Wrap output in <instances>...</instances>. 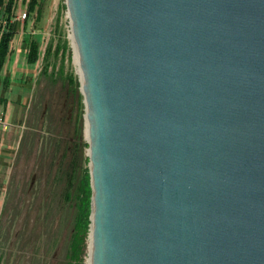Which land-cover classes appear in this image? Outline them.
I'll list each match as a JSON object with an SVG mask.
<instances>
[{
  "label": "water",
  "instance_id": "1",
  "mask_svg": "<svg viewBox=\"0 0 264 264\" xmlns=\"http://www.w3.org/2000/svg\"><path fill=\"white\" fill-rule=\"evenodd\" d=\"M65 4L88 264H264V0Z\"/></svg>",
  "mask_w": 264,
  "mask_h": 264
},
{
  "label": "rangeland",
  "instance_id": "2",
  "mask_svg": "<svg viewBox=\"0 0 264 264\" xmlns=\"http://www.w3.org/2000/svg\"><path fill=\"white\" fill-rule=\"evenodd\" d=\"M25 7L17 0L14 18ZM39 23L43 55L31 71L34 81L25 103L14 102L19 139L0 210V264H88L89 239L86 254L80 236L78 252L69 255L75 194L89 176V144L65 0H45ZM18 43L20 36L12 42L14 51Z\"/></svg>",
  "mask_w": 264,
  "mask_h": 264
},
{
  "label": "crops",
  "instance_id": "3",
  "mask_svg": "<svg viewBox=\"0 0 264 264\" xmlns=\"http://www.w3.org/2000/svg\"><path fill=\"white\" fill-rule=\"evenodd\" d=\"M27 1L22 0L26 4L25 12L17 19L13 17L11 20L13 33L9 42V52L0 67V110H2L0 116L5 122L0 128V210L19 139V127L13 122L14 102L16 105L25 103L24 100L32 88L31 81H34V74L31 71L38 67V62L43 55V52L41 53V32L37 31L39 29L37 24L40 21L35 22V12L28 13ZM41 18H43V14ZM18 36H20V43L15 48L17 50L14 51L12 42ZM31 42H37L34 62L28 61V46ZM20 58H23L24 61L22 62Z\"/></svg>",
  "mask_w": 264,
  "mask_h": 264
},
{
  "label": "trees",
  "instance_id": "4",
  "mask_svg": "<svg viewBox=\"0 0 264 264\" xmlns=\"http://www.w3.org/2000/svg\"><path fill=\"white\" fill-rule=\"evenodd\" d=\"M17 0H0V67L3 64L9 52V42L13 33L11 20L14 17L15 5ZM45 0H28L27 11L28 13L35 12V22L41 20L43 14V3ZM37 42H31L28 46V61L34 62L36 59ZM47 52V50H46ZM44 60L48 57L45 53ZM47 60L44 63L42 75L46 77L48 67ZM52 79V76H49ZM74 209V225L73 232L70 238V256L73 258L78 252V238L81 236L83 239L82 255L86 254V245L89 233V215H90V201H91V188L89 176L86 174L82 184L79 185V191L75 194ZM67 196V193H66ZM69 197V196H68ZM66 255H68L66 253ZM70 257V258H71ZM82 260V259H81ZM71 264V263H70ZM84 264L83 260L82 263Z\"/></svg>",
  "mask_w": 264,
  "mask_h": 264
},
{
  "label": "bare ground",
  "instance_id": "5",
  "mask_svg": "<svg viewBox=\"0 0 264 264\" xmlns=\"http://www.w3.org/2000/svg\"><path fill=\"white\" fill-rule=\"evenodd\" d=\"M71 40H72V34H71ZM73 49H74V57H75L76 64H77V71H78V74H79V66H78V63H77L75 47L74 46H73ZM85 134H86V139H87L88 138V124L86 122V117H85Z\"/></svg>",
  "mask_w": 264,
  "mask_h": 264
},
{
  "label": "flooded vegetation",
  "instance_id": "6",
  "mask_svg": "<svg viewBox=\"0 0 264 264\" xmlns=\"http://www.w3.org/2000/svg\"><path fill=\"white\" fill-rule=\"evenodd\" d=\"M26 171H27V166L24 167L23 174H25ZM33 174H34V176H35V172H34Z\"/></svg>",
  "mask_w": 264,
  "mask_h": 264
},
{
  "label": "built area",
  "instance_id": "7",
  "mask_svg": "<svg viewBox=\"0 0 264 264\" xmlns=\"http://www.w3.org/2000/svg\"><path fill=\"white\" fill-rule=\"evenodd\" d=\"M2 121H3V119H2Z\"/></svg>",
  "mask_w": 264,
  "mask_h": 264
}]
</instances>
